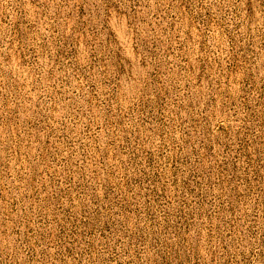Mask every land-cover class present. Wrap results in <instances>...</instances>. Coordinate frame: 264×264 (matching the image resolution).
<instances>
[{"label":"rangeland","instance_id":"374dc122","mask_svg":"<svg viewBox=\"0 0 264 264\" xmlns=\"http://www.w3.org/2000/svg\"><path fill=\"white\" fill-rule=\"evenodd\" d=\"M0 264H264V0H0Z\"/></svg>","mask_w":264,"mask_h":264}]
</instances>
